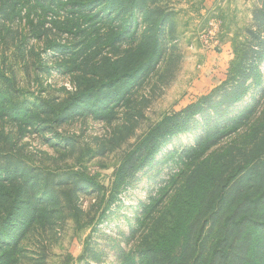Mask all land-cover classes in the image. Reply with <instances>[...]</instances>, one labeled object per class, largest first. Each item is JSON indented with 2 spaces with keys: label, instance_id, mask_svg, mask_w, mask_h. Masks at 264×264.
Masks as SVG:
<instances>
[{
  "label": "rangeland",
  "instance_id": "374dc122",
  "mask_svg": "<svg viewBox=\"0 0 264 264\" xmlns=\"http://www.w3.org/2000/svg\"><path fill=\"white\" fill-rule=\"evenodd\" d=\"M264 0H0V264H264Z\"/></svg>",
  "mask_w": 264,
  "mask_h": 264
},
{
  "label": "trees",
  "instance_id": "16d2710c",
  "mask_svg": "<svg viewBox=\"0 0 264 264\" xmlns=\"http://www.w3.org/2000/svg\"><path fill=\"white\" fill-rule=\"evenodd\" d=\"M260 216H264V215H260ZM263 244H264V241H263Z\"/></svg>",
  "mask_w": 264,
  "mask_h": 264
}]
</instances>
